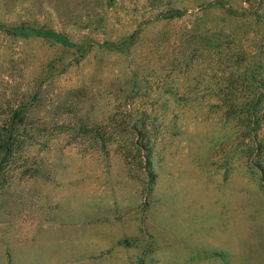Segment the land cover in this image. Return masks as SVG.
<instances>
[{"label": "rangeland", "instance_id": "rangeland-1", "mask_svg": "<svg viewBox=\"0 0 264 264\" xmlns=\"http://www.w3.org/2000/svg\"><path fill=\"white\" fill-rule=\"evenodd\" d=\"M263 95L264 0H0V264H264Z\"/></svg>", "mask_w": 264, "mask_h": 264}, {"label": "trees", "instance_id": "trees-1", "mask_svg": "<svg viewBox=\"0 0 264 264\" xmlns=\"http://www.w3.org/2000/svg\"><path fill=\"white\" fill-rule=\"evenodd\" d=\"M172 16H181V13H170L169 17H172ZM229 16H230V14H229ZM15 31L16 32H21V34L24 35V36L43 37V38H45L47 40L55 41V42L65 46V47H72L73 46V45H71V43H69V40L67 39V37H65L62 34L56 33V32H54L52 30L21 27L20 29H16ZM252 79H253V83H257V81H255L256 76H255L254 73H252ZM260 96L261 95L258 96L257 93L251 94L250 97L248 98V99H250V101H248V102H250V104H248L246 106V108L243 111H241L242 112L241 114H243L242 116L243 117L245 116L244 120H247L250 125H257L259 123L260 116H261V113H260L261 111L258 108L257 104H259L258 101H261ZM239 113H240V110L234 111L232 114L234 116H238ZM12 126L13 125H11L8 128V130L6 131V135H5L4 140L2 142V145H1L2 154L4 156L9 155L11 153L10 151H11V148H12V132H11ZM142 150L147 151V147L145 145H143L142 146ZM147 159H148V157H147ZM148 173L152 177L150 182H153V173L151 172L150 169H149Z\"/></svg>", "mask_w": 264, "mask_h": 264}]
</instances>
